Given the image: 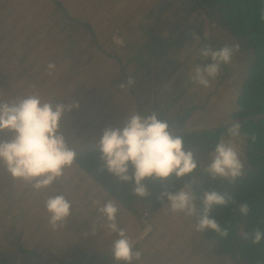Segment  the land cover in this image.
Returning a JSON list of instances; mask_svg holds the SVG:
<instances>
[{
  "label": "rangeland",
  "instance_id": "374dc122",
  "mask_svg": "<svg viewBox=\"0 0 264 264\" xmlns=\"http://www.w3.org/2000/svg\"><path fill=\"white\" fill-rule=\"evenodd\" d=\"M53 2L66 5L70 13L76 15L74 17H80L85 23H89L92 28L91 32L93 31L97 38L107 39L110 37L113 42L122 45L124 42L121 37L116 35L115 26H118L117 24L123 26L125 20H129L130 22L126 23L125 28L134 35L137 30L134 31L133 26L151 24L155 18L154 12L158 9L155 0H0V12L3 13L0 16V28L4 30V36L0 39V57L10 52L16 55L17 62L16 68L7 67L8 70L12 69L15 72L11 76H7V81L0 89V98L9 100L13 98V95H23L29 91L30 86L35 85L36 90L44 94L45 98L51 99L53 104L78 102L79 107L76 114L69 116L65 112L60 121V131L70 148L76 150L82 146L98 144L101 132L105 127H121L133 110L141 113L151 112L155 111L154 107L157 106L159 109H167V118L172 119V116L180 111L183 98L185 107L188 108L205 102V107L196 110L192 117L185 122L186 128L216 126L232 122V110L238 88L242 82L243 73L241 70L245 66L246 58L242 53L236 51L231 63L227 65L229 69L224 79L218 77L209 88H201L192 84L187 89L190 82L187 73L191 66L198 62L195 54L199 47L195 49V46L199 41L194 40L189 45H172L178 33L186 36L178 28L176 31L171 28L175 24L174 22L180 21L179 15L177 17L171 15L174 9H178L179 0H174L168 11H164V15L169 16L168 20L166 19L168 22H165L167 26L162 25L165 20L158 21L157 28L162 25L161 29H168L164 45L161 44L159 48H156V44L151 45L158 52L156 53L159 59L158 63L153 61L148 69L139 71L136 75L139 80L138 84L136 83L133 88L127 91L119 88L120 82L117 83L116 90V82L121 80L123 73L117 63L112 62L111 59L101 63L99 58L101 54L99 52L91 54L88 47L85 48V56H82L85 62L81 65L75 60L59 59L63 53L54 49L56 45L51 40L52 44L50 45L42 44L45 49L47 48V51L43 48L45 56L39 57V64H36L37 62L31 56L33 48L37 54L36 29L41 30L40 24L49 19L50 10L56 13V17H60L59 13L61 12L51 9L52 6L48 5ZM77 3V8H74ZM160 3H166V0H160ZM40 8H43V12L38 14L37 11L41 10ZM135 12L137 14L134 15ZM146 14L151 16L145 18ZM194 17L196 18L195 15H189L185 21L192 24ZM140 20L141 22L135 23ZM194 24L193 22L190 27L194 28ZM211 27V25L208 27L207 22L203 24L205 35ZM214 30L216 31V29ZM160 37L162 36L160 35ZM217 38L219 42H222L223 37L220 34L217 35ZM31 39L36 41L33 43L36 48L29 44ZM159 41L163 42L162 38H159ZM185 41L182 37V42ZM168 43L170 46L167 45ZM233 43H235L233 39L228 42V44ZM191 49L193 50L190 51ZM24 50L27 51L25 61V65L29 68L27 73L33 75L31 81L28 80L30 79L29 75L28 77L25 74L22 75L26 80L18 79L15 76L18 75L20 67H23L19 64V58ZM52 54L58 56L54 57ZM48 56L50 59L54 58V62L57 64V73L53 77L44 75L45 65L49 62ZM164 62L170 63L169 67L172 66L174 71L167 70L168 66H165ZM96 65L100 67V70H103L100 76L95 74L94 67ZM123 71L128 74L127 69ZM92 73L95 78H92L93 81L89 76ZM221 73H225L224 70L221 69ZM41 83L44 86L47 85V89H44ZM107 87L114 88L115 94L111 93L109 96ZM182 89L185 91L182 100H179V103L174 102L173 99L180 94ZM134 93H138V97H134L135 99L128 97V95L135 96ZM65 96L68 98L63 101ZM169 105H175V107L168 108ZM11 135L12 133L7 130L0 131V139L6 140ZM243 164L245 170V163L243 162ZM79 173L75 164L72 169L66 170L64 177L58 178L64 185L61 187V184H55L57 189L60 186L62 192L69 196L70 200L77 202L82 207L78 211L72 212L63 228L53 230L47 223V215L43 208L44 198L41 197V193L34 192L23 181L14 180L3 166H0V255L13 253L17 264H31V261L25 258L18 248H32L36 240H41L44 243L41 244L47 252L53 248L51 242H58L62 246L61 254L66 253L65 258L67 259L71 254H82L74 253L75 250L72 246L78 238L86 239L87 237L82 231L83 226L78 227V221L86 218L84 212L89 208H91V212L88 216L92 219L97 218V216L94 217L95 209L90 207L87 202L89 195L87 189L95 190L97 197L113 198L98 183L94 182L91 176H87L83 180H76L80 176ZM68 178L70 181H65L69 180ZM14 192H26V194L20 200H16ZM118 204L120 206L118 215L120 226L125 228L134 240H138V247L144 248L147 264H234L228 257L218 256L214 248L210 246L211 244L205 242L202 233L193 231L194 218L166 214L163 209L158 214L149 217L147 210L142 208L140 213L135 215L127 211L120 203ZM19 210H23V212L21 213ZM13 222L17 224L16 228L10 225ZM142 233H144L143 239H139ZM106 236L109 237L106 243L109 245L105 247L107 255L98 256L96 243L104 242ZM111 239V236L103 232L97 237L88 238V241L82 242L84 244L82 245L83 252L96 250V254L91 253L93 259L88 260L91 264H111L112 262L118 264L110 254ZM62 255L58 254L56 257L60 258ZM58 263L57 259L54 260V264Z\"/></svg>",
  "mask_w": 264,
  "mask_h": 264
},
{
  "label": "trees",
  "instance_id": "16d2710c",
  "mask_svg": "<svg viewBox=\"0 0 264 264\" xmlns=\"http://www.w3.org/2000/svg\"><path fill=\"white\" fill-rule=\"evenodd\" d=\"M155 1L158 10L154 12V21L151 24L146 23L145 25L133 26V30H137L135 33L133 32L134 35L129 33L125 28L126 23L130 22L129 20H125L123 26L121 24L115 26L117 30L115 33L121 37L124 45L116 44L110 37L107 39L97 38L93 31L91 32L92 28L90 24L85 23L80 17H74L76 15L70 13L66 5H62L60 2L47 3L52 6L51 9L61 12L59 13L60 17H56V13L48 10L49 19L40 24L41 30L38 28L36 29L37 54L34 52L35 49L33 48L31 56L34 61L37 62L36 64H39V57L43 58L45 56L43 54L44 47L42 44L46 43V45H50L52 44L51 40H53L56 45L54 49L56 51L58 50L57 52L62 51L63 53L59 59L75 60L82 65L85 62L82 56H85V48L88 47L91 50V54L98 52L101 54V56H99L101 63L108 62L109 59L117 63L123 72L121 80L116 82L115 87L117 90L118 82L121 83L129 75L136 78L138 72L148 69L153 61L154 63L156 62V64L158 63L157 61L159 59L156 55V53H158L156 48H159L161 44L164 45L167 39L166 32L168 29H161L162 25H166L168 22H166V19L168 20L167 17H169L168 15H164V11H168V8L171 7L174 0H166L164 4H161L160 0ZM178 4V9H174L171 15L176 17L179 15L180 21L174 22L175 24L171 28H174L173 30L175 31L178 28L179 31H182L186 36L178 33L172 45L191 44V42L194 41L191 33L195 32L200 36V40L196 44L195 49L196 47H200L204 42L214 47H221L228 44L229 40L233 39L235 44L239 45L238 51L246 58L245 66L241 70V73H243L242 82L238 88L234 108L232 110V121L238 120L242 125V131L245 133L241 156L242 161L245 163L243 175L233 182L221 179L212 180L204 175L198 168L196 172L189 177H185L183 180H177L174 176L166 181L149 178L145 181L148 195L142 199L133 195L131 185L122 183L107 172L100 173L98 171L102 162L99 159L98 144H95L94 146H82L80 149L76 148L77 161L75 164L78 173L80 172V176H78L76 180H83L87 178V176H91L94 182L98 183L102 189L108 192V194L117 203L125 207L127 211L137 215L140 213V209L143 208L147 210L149 217L158 214V212L162 210L158 202V197L163 187H179L186 180H192L195 183L197 194L202 193L204 190L216 188L221 193L230 195L233 200L232 203L224 206H217L213 210V215L216 216L223 226L228 228L229 234L227 237H220L214 232H204L202 233L203 239L206 243L211 244L210 246L214 248L218 256L228 257L234 264H264V241L258 245H254L250 241L242 240L240 236L242 231H252L257 228L264 231V0H179ZM77 6L78 3L74 5V8H77ZM43 8H40L41 10H38L37 13L43 12ZM150 11L153 12L154 10ZM135 14H137V12H135L134 15ZM192 14L195 15L196 18L194 17L191 24L185 21V19L189 15L193 16ZM1 15H3L2 12H0V16ZM149 16L151 15L146 14L145 18H149ZM160 20L165 21L157 28L158 21ZM139 22H141V20L135 23ZM193 22L195 23L194 28L190 27L193 25ZM205 22H207L208 27L210 25L212 26L208 29L206 35L203 31V24H205ZM213 28L216 29V31ZM3 33L4 30L0 28V39L4 36ZM217 33L223 37L222 42H219ZM160 35L162 37H160ZM182 37L183 40H186L185 42H182ZM159 38H162L163 42H160ZM25 40H27L26 37ZM36 41L31 39L29 44L34 46L33 43ZM152 44H156V48H153L151 46ZM167 45L170 46L169 43ZM29 49L32 50L30 47ZM45 50L47 51V48ZM192 50L193 49L190 51ZM26 55L27 51L24 50L19 58V64L23 67H20L18 75L15 76L18 79L26 80L22 75L25 74L26 77L29 75L30 79L28 80L31 81L33 75L27 73L29 68L25 65ZM52 55L55 57L57 54ZM15 58L16 55L10 52L0 57V89L7 81V76H11V74L15 72L7 68H16L17 62ZM47 60L54 61V58L50 59L48 56ZM196 60L200 62L197 58ZM44 61H46V58H44ZM120 61H122V63H120ZM164 64L168 66V68L166 67L167 70L171 72L174 71L172 66L171 68L169 67L170 63L164 62ZM228 67L227 65L222 66V70H224L225 73H221L219 76L220 78H225L229 69ZM94 69L96 70L95 74L99 76L103 73V70H100L98 65H96ZM124 69H127L128 74L123 71ZM93 74L94 73L89 75L91 80L94 78ZM137 82H139V80L136 78V83ZM191 85L192 83L189 82L187 89ZM42 87L47 89V85L44 86L42 84ZM184 89L180 90V94L173 99L174 102L179 103V100H182L185 94ZM107 91L109 96L111 93L115 94L116 92L114 88L110 87H107ZM134 95L135 96L128 95V97H138L139 94L134 93ZM17 96L18 95H13L12 97L14 98ZM67 98L68 96H65V98L62 99L66 101ZM181 105L180 111L172 116V119L167 118V109H159L155 106L154 110L159 114L160 119L167 121L169 132L174 136L182 137L184 147L186 149H191L198 162L205 164L209 159V153L216 140L225 133L226 127L230 123L216 126H190L186 128V126H184L185 122L192 117L196 110L203 109L205 107V102L198 104V106L194 105L188 108L185 107L183 98ZM172 107H175V105L168 106V108ZM76 112L77 108H74L68 111L67 115L70 116L76 114ZM252 135L256 137V142L254 144L247 139L248 136ZM70 177L71 176H69V178ZM70 179L65 181H70ZM59 180L60 179L56 182L54 181L49 189H45L41 192V197L45 198L46 194L49 193L56 192L59 194L62 192L60 186L59 189H57L55 185L61 184V187L64 185V183H61ZM87 191L90 192L91 189L88 188ZM14 194L16 195L15 199L20 200L25 196L26 192H14ZM67 198H69V196H67ZM241 203L248 204L249 211L247 215L240 214L239 205ZM19 211L21 213L23 212V210ZM86 211L84 212L86 218L78 221V227L83 226L82 231L87 237L86 239L82 237L78 238L77 242L72 244L75 250L74 253L80 252L82 253L81 255L71 254L68 259L65 258L66 253L64 255L61 254L62 246L58 242H51L53 248H48L50 251L47 252L44 250V243L41 240H36L32 248L22 247L18 248V250L24 254L25 258L31 261V264H54V260L56 259L59 261L58 264H91L88 260L93 259L91 253L96 254V250L98 256L107 255L105 247L109 245L106 244L109 240L108 236L105 237L104 242H101V244L96 243V250L92 249L91 252L82 251V245H84L82 244L83 241H88V238L92 239L104 232L101 230L97 232L96 236L91 235V222L100 224L102 219L95 211L97 215L94 213V217L97 216V218H90L88 214L91 212V208H89L87 212ZM10 225L15 228L17 227V224L14 222ZM41 252L42 254H40ZM58 254L62 255V257H56ZM0 264H17V261L13 253H4L0 255ZM121 264H123V262H121Z\"/></svg>",
  "mask_w": 264,
  "mask_h": 264
},
{
  "label": "clouds",
  "instance_id": "9594fccd",
  "mask_svg": "<svg viewBox=\"0 0 264 264\" xmlns=\"http://www.w3.org/2000/svg\"><path fill=\"white\" fill-rule=\"evenodd\" d=\"M192 39L200 40L193 32ZM238 44L214 47L202 44L196 51V58L187 75L189 81L198 87L209 88L220 76L222 66L228 65L238 51ZM57 64L49 61L44 75L53 77ZM136 84V78L129 75L119 84L127 91ZM78 102L52 103L35 85L23 95L9 100L0 98V131L12 133L8 139H0V166L14 179L25 182L36 193L49 189L66 170L72 169L77 161V152L68 146L60 131V121L65 112L78 108ZM167 121L159 118L155 111L141 113L131 111L122 127H105L98 140V171L107 172L119 181L131 185L133 195L144 198L148 195L145 181L149 178L166 181L170 177L183 180L199 168L212 180L233 182L243 175L241 159L245 133L238 120H233L213 145L207 163L198 162L191 149L184 147L182 137L172 135ZM253 144L254 135L248 136ZM131 168V171H130ZM158 197L166 214L194 218L192 225L196 233L214 232L220 237L228 236V228L213 215L217 206L232 203V197L216 188L197 194L195 183L186 180L179 187H163ZM87 202L102 219L100 224L91 222V235L103 230L112 237L110 254L123 264H147L145 250L138 247L125 228L120 226L119 204L111 198L97 197L95 190L89 192ZM199 205V207H198ZM82 205L60 192L46 194L43 208L47 223L53 229L63 228L67 218ZM247 203L239 205L241 215H247ZM144 233L139 239H143ZM241 239L254 245L264 241V231L254 229L242 231Z\"/></svg>",
  "mask_w": 264,
  "mask_h": 264
},
{
  "label": "built area",
  "instance_id": "2783aa9c",
  "mask_svg": "<svg viewBox=\"0 0 264 264\" xmlns=\"http://www.w3.org/2000/svg\"><path fill=\"white\" fill-rule=\"evenodd\" d=\"M111 264H115L114 262H112Z\"/></svg>",
  "mask_w": 264,
  "mask_h": 264
}]
</instances>
